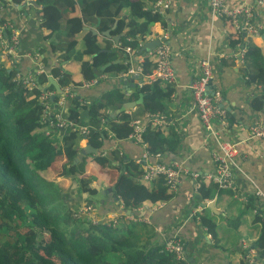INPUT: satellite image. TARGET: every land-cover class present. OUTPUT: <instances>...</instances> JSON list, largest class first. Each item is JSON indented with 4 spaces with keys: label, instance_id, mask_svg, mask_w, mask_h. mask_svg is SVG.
Returning a JSON list of instances; mask_svg holds the SVG:
<instances>
[{
    "label": "trees",
    "instance_id": "trees-1",
    "mask_svg": "<svg viewBox=\"0 0 264 264\" xmlns=\"http://www.w3.org/2000/svg\"><path fill=\"white\" fill-rule=\"evenodd\" d=\"M27 1L9 0L17 5L32 6ZM35 1L43 5L40 26L51 36L49 49L57 57L56 65L48 72L60 87L71 84L76 88L82 81L97 78L102 73L117 76L125 72L128 67L123 63L128 57L125 46L131 48L133 58L140 48V40L150 37L153 24L162 21L153 9L156 0ZM6 3L7 0H0L1 5ZM5 21L8 20L0 17V25ZM97 21L101 32L113 24L110 29L113 35L126 29L118 44L113 46L111 37H99L84 28L85 24L93 25ZM55 22L58 23L56 28ZM226 23L230 43L235 45L242 37L232 30L228 21ZM2 35L9 38L10 29H4ZM69 62L77 63V73L62 68V63ZM134 65L149 74L155 61L145 55L141 61H134ZM17 73L25 72L14 58H0V264H186V260L176 259L165 250L150 223L128 220L125 213L120 216L124 220L121 226L117 223L118 215L114 220L96 222L74 216L78 208L66 207L64 190L46 176L53 164H59L65 177L79 183L75 191L79 192L85 206L97 210L100 194L111 188L106 194L111 195L113 202L120 204L124 211L134 210V201L121 188V181L125 174L135 182L143 180L142 169L121 148L103 151L102 145L106 139H127L132 132L133 119L147 113L168 114L165 93L171 83H144L140 88L131 84L134 90L127 96L118 86L101 92L90 103L80 100L81 94L75 90L74 96L68 99L66 116L89 126L86 141L98 153L84 155L81 161L74 163L82 149L80 135L75 131L54 130L49 126L51 117H42L43 105L39 101L42 88L39 86L55 91L48 83L47 72L36 76L37 85L31 90L18 81ZM242 74L251 84L264 86L262 45L254 42L248 46ZM132 77H123L121 82L129 85ZM139 94H142V103L132 108L130 114L123 111L111 116L125 102L136 100ZM56 99L49 101L55 104ZM251 105L254 110L262 109L264 94L253 98ZM143 136L150 153L174 152L179 144L171 128L148 126ZM88 156L92 158L87 159ZM88 160L97 167L116 168L119 175L115 183L97 181L87 170ZM145 182L151 183L153 190L159 193L173 192L167 188L163 177ZM220 190L210 181H202L197 188L203 198H211ZM195 216L211 234L213 244L218 245L215 222L201 211ZM262 225L264 228V222ZM253 245L257 255L264 256L261 249L264 233Z\"/></svg>",
    "mask_w": 264,
    "mask_h": 264
},
{
    "label": "crops",
    "instance_id": "crops-1",
    "mask_svg": "<svg viewBox=\"0 0 264 264\" xmlns=\"http://www.w3.org/2000/svg\"><path fill=\"white\" fill-rule=\"evenodd\" d=\"M222 1L229 8H237L248 1L253 2ZM38 5L39 7L17 5L7 0L5 5L0 4V17L10 21L16 31L19 45L15 60L20 69L25 73L43 69L49 77L51 74L48 69L56 65L57 57L49 49L51 36L46 35L44 28L40 26L42 7L41 4ZM154 12L158 13L162 21L153 24V34L150 37L140 40V48L132 60L134 65V61L139 62L145 56L140 50L143 43L158 39L163 34L168 35L170 63L175 80L165 93L169 112L164 115L168 121H172L166 128H171L178 136L179 144L176 151L164 153L165 159H178L185 167L202 174L215 172L212 153L219 151L218 141L215 137L206 135L196 111L190 107L191 95L187 88L189 81L199 75L200 61L209 59L212 64L209 87L212 91L220 92V106L227 112L228 123L221 131L220 138L235 142L239 149L234 158L236 188L221 189L213 197L203 198L197 189L193 188L191 181L184 178L172 193H159L153 190L151 183L141 179L135 182L125 174L121 188L127 197L134 201L135 210L130 213L124 211L120 204L112 201L111 195L106 194L108 191H105L98 198L97 215L101 220H109L118 215L117 223L120 226L124 222L120 216L124 213L128 220L130 216L146 217L154 226L158 241L161 231L167 235L176 232L184 244L186 264H239L241 261L247 264L243 244L251 249L254 264H264V256H258L253 245L264 233V200L259 197H264V139L249 137L250 126L254 122L264 121V106L260 110H254L251 105L253 98L264 94V86H255L243 76L244 64H239L236 59V49L230 43L227 20L211 15L209 0H171L168 8H159ZM254 19L262 24V32L260 36L252 37L250 44L256 42L264 47V40L261 38L264 33V6L254 11ZM98 24L99 21L93 25L85 24L84 27L89 30L96 27V34L104 37ZM57 26L58 23L55 22L54 27ZM113 27L114 24L107 29L109 33ZM125 32L126 29L116 35L122 36ZM115 45L113 41V46ZM132 55L133 53L131 57ZM66 67L74 74L78 71L76 62L62 63V68ZM99 77L101 79L92 86L81 88L78 85L75 88L81 94L80 100L90 103L101 92L118 86L124 89V95L127 96L142 79V76H133L129 85H125L124 81L121 82L123 77L119 74L112 76L102 73ZM86 142L80 138L79 145L83 148ZM114 148H121L124 154L134 161L140 156L142 145L131 138L119 141L106 139L102 145L103 151ZM88 162L87 170L95 176L93 170H98L96 164L90 160ZM103 170L104 173L96 175L97 181L101 183L103 181L107 184V177L116 180L119 175L116 168H109L107 165ZM207 200L201 214L215 222L218 245L213 244L211 234L193 214L196 206ZM208 205H212V208ZM261 249L264 251V248Z\"/></svg>",
    "mask_w": 264,
    "mask_h": 264
},
{
    "label": "built area",
    "instance_id": "built-area-1",
    "mask_svg": "<svg viewBox=\"0 0 264 264\" xmlns=\"http://www.w3.org/2000/svg\"><path fill=\"white\" fill-rule=\"evenodd\" d=\"M170 3L171 0H156L153 9L154 11H158L159 8L166 9L169 7ZM262 6H264V0L248 1L237 8L227 7L222 0H209L211 15L227 20L234 31L242 37L241 40L234 45L236 49V59L241 65L245 63V54L250 45L251 38L260 36L262 32V24L254 19V11ZM6 28L11 31V36L9 38H4L2 35L3 30ZM167 37V34L158 37L159 44L154 49L145 53V55L152 57L155 61V67L149 74L142 73V69L139 65H133L131 48L125 46V53L128 54V57L124 59L123 63L128 67L125 72L119 75L122 77L142 76L141 81L136 84L138 88L144 83L166 82L172 84L175 80V73L170 63L171 49L167 42ZM18 45L19 39L14 26L10 21H5L0 25V48L2 49L0 58L4 59L7 56H11V58L16 59L15 52ZM10 62H12V59ZM43 71V69H37L34 73L29 71L22 75L17 73L16 77L28 90H31L37 85L36 76ZM211 78L212 64L209 59H202L199 63V75L189 81L187 88L191 95L190 107L196 111L206 135L213 136L218 141L219 151L212 153L215 172L211 174H202L185 167L178 159L166 160L164 154L160 152L150 153L147 149V142L144 140L143 136L146 128L148 126L166 127L171 125L172 121H168L167 116L164 114L147 113L143 118H136L131 121L132 132L128 136V138L142 145L140 156L133 162L142 169V179L144 181L163 177L167 188L171 191H175L182 180L188 178L195 190L204 180L216 183L221 189L235 190L234 158L239 153V149L235 142L220 138L221 131L228 123L227 112L220 106L222 99L220 92L215 90L212 91L209 87ZM54 79L57 80L56 78ZM100 79L101 77H97L88 81H83L80 87L92 86ZM41 88L39 101L43 105L42 117L43 119L51 117L49 126L61 132L66 130L75 131L82 139L86 140L89 134V126L75 122L66 116V108L69 105L68 99L74 96L75 87L71 84L60 87L62 89V94L56 96L57 99L55 104H52L49 99H51L50 97L54 95L56 91L48 90L44 86H41ZM125 111L127 114L130 113V109ZM249 137L264 139V121L254 122L250 126ZM256 195L258 196V192H256ZM259 197L264 200V197ZM207 202L208 200L197 205L193 214L195 215L196 212L202 211ZM96 211L94 207L85 206L83 211L79 212L78 210L75 214L79 216L85 215L88 216V218L92 214L96 219V217H98ZM81 212L83 214H81ZM111 219L114 220L113 217L109 220ZM129 219L132 221L138 220L143 223H150L149 219L146 217L130 216ZM159 234L160 242L164 244L165 250L173 253L176 259L185 261L184 244L178 234L174 232L171 235H167L164 231H161ZM242 248L247 264H254L251 258V249L246 244H243Z\"/></svg>",
    "mask_w": 264,
    "mask_h": 264
},
{
    "label": "water",
    "instance_id": "water-1",
    "mask_svg": "<svg viewBox=\"0 0 264 264\" xmlns=\"http://www.w3.org/2000/svg\"><path fill=\"white\" fill-rule=\"evenodd\" d=\"M29 4L35 6V7H39V5L36 3L35 0H28L27 1ZM40 7H43V5H41ZM86 28V27H84ZM92 33L96 34V27L94 29L91 30ZM103 35L107 36V37H111L112 40L115 42V44H118V41L121 37V35H110L109 33V30H105L103 31ZM261 38L264 40V33L262 34ZM159 44V39H155L153 41H150V42H145L142 44V47H141V51L143 54H145L147 51H150L152 49H154L157 45ZM105 68V67H103ZM48 81H49V84H52L56 93L54 95H52L50 98L51 100H54L56 96L62 94V89L60 88V85L57 83V81L52 77V76H49L48 77ZM211 84V81L209 82V86ZM142 100H143V97H142V94H139L138 98L136 100H132V101H127L125 102L121 107H119L118 109H116L114 111V113L111 114V116L113 115H118L119 113L127 110V109H132L134 108L135 106H137L138 104H141L142 103ZM91 153H98V150L95 149L94 147H92L88 142H86V145L85 147H83L79 153L76 155V157L74 158V163L78 162V161H81L83 159V156L84 155H87V154H91ZM107 191H111V188H107ZM118 201V200H117ZM119 202V201H118ZM209 208H212V205H208ZM128 213H130V210H127Z\"/></svg>",
    "mask_w": 264,
    "mask_h": 264
},
{
    "label": "rangeland",
    "instance_id": "rangeland-1",
    "mask_svg": "<svg viewBox=\"0 0 264 264\" xmlns=\"http://www.w3.org/2000/svg\"><path fill=\"white\" fill-rule=\"evenodd\" d=\"M88 164H89V162H88ZM96 167H97V165H96ZM103 167L104 166L97 167V169H98L97 171H96V168H95V170H93V172L95 173V177H96L97 174L101 175V172L102 173L105 172L103 170ZM46 176L48 178L53 179V181L55 180L57 186H60L61 189L64 190L65 197L63 198V200H64L63 202L66 204V207L71 208V209L78 208L79 212L83 211V209L85 207V206H83L84 202L80 198L79 192L75 191L76 189L79 188V183L77 184L74 181H71L68 177H65L62 174V169H61L59 164H53L52 169H50L48 172H46ZM106 179L109 182L108 183L109 185H113V183H115V181H116V180L110 179L109 177H107ZM81 214H83V213L81 212ZM76 215L77 214L74 213V216H76ZM79 218H84V219L86 218L87 219L88 216H85V215L81 216L80 215ZM89 218H91V219H89ZM89 218L88 219L91 222H96L98 220H101L99 217H96V219H95L92 214L89 216ZM92 218H94V219H92ZM106 219H109V218L106 217ZM103 221H105V220H103Z\"/></svg>",
    "mask_w": 264,
    "mask_h": 264
},
{
    "label": "clouds",
    "instance_id": "clouds-1",
    "mask_svg": "<svg viewBox=\"0 0 264 264\" xmlns=\"http://www.w3.org/2000/svg\"><path fill=\"white\" fill-rule=\"evenodd\" d=\"M53 78H54V77H53ZM39 87H41V85H40Z\"/></svg>",
    "mask_w": 264,
    "mask_h": 264
}]
</instances>
